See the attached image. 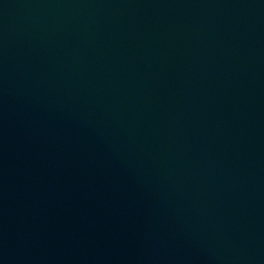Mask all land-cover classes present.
<instances>
[{
  "label": "water",
  "instance_id": "water-1",
  "mask_svg": "<svg viewBox=\"0 0 264 264\" xmlns=\"http://www.w3.org/2000/svg\"><path fill=\"white\" fill-rule=\"evenodd\" d=\"M0 264H264V0H0Z\"/></svg>",
  "mask_w": 264,
  "mask_h": 264
}]
</instances>
